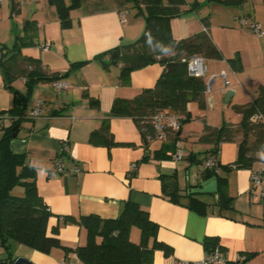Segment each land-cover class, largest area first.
I'll list each match as a JSON object with an SVG mask.
<instances>
[{
  "label": "crops",
  "instance_id": "1",
  "mask_svg": "<svg viewBox=\"0 0 264 264\" xmlns=\"http://www.w3.org/2000/svg\"><path fill=\"white\" fill-rule=\"evenodd\" d=\"M197 1L201 10L197 12L193 8L173 17L170 29L172 36L180 40L206 27L221 53L220 58L205 61L204 79L209 87L205 92V107H199L197 101L189 102L190 119L181 125L177 137L174 139L172 133L148 144L143 143L133 117L111 116L114 139L128 145L109 148L91 144L90 133L100 126L115 98H130L143 88L153 86L163 69L158 62L150 63L133 70L129 82L123 84L119 77L120 65L105 66L96 57L109 48L134 41L141 34L145 24L142 9L120 10L113 0H82L79 7L70 11L71 26L63 28L55 7L47 0H24L23 3L1 0L0 50L13 46L25 19H34L38 25L37 44L22 47V55L40 59L48 74L67 73L64 79L68 87L61 91L50 80L35 82L29 90L24 77L12 82L28 99L19 130L9 142L10 149L25 153L26 162L35 168L37 190L52 213L47 233L53 234L52 229L58 227L63 245L74 248L87 240L86 228L64 223L63 216L93 213L104 218L115 217L123 202L130 198L146 208L157 223V239L173 247L169 256L156 249L153 260L146 264H179L181 259L196 263L193 261L205 256L203 240L207 236L219 238L227 259H235L240 252H253L248 264H264V196L261 188L250 181L252 170L262 162H255L251 168L229 167L236 159L240 133L233 140L222 142L218 155V172L226 178L225 186L233 197L235 210L228 213L233 217L212 211L214 205L204 215L183 203L173 202L164 183L174 180L175 191L186 202L183 195L203 179L201 163L213 146L199 141L204 124L212 127L238 124L241 114L235 106L252 101L257 86L264 83V36L247 30L237 20L239 16H246L264 25V0H243L237 5ZM13 3L18 4V9L12 14ZM44 43L47 49H42ZM233 57L238 59L237 68L229 61ZM79 60L88 61L71 68L72 62ZM221 71L229 80L227 85ZM227 89H231V95L226 98ZM38 102L42 103L41 113L29 116ZM12 104L13 93L5 85L0 65V126L9 124L8 110ZM178 148L183 156L176 160L170 153ZM57 161L66 168L77 166L79 170L54 174ZM132 163H136L134 169ZM197 195L209 203L217 198L214 193ZM135 228L130 229V238L136 242L140 232ZM9 251L15 259L21 256L35 264H62L63 261L86 264L74 251L61 246L42 252L14 241ZM6 255L7 250L0 246V259Z\"/></svg>",
  "mask_w": 264,
  "mask_h": 264
},
{
  "label": "trees",
  "instance_id": "2",
  "mask_svg": "<svg viewBox=\"0 0 264 264\" xmlns=\"http://www.w3.org/2000/svg\"><path fill=\"white\" fill-rule=\"evenodd\" d=\"M47 1L55 7L63 28L71 26L70 11L79 7L82 2V0ZM208 1L224 5H237L243 2V0ZM113 2L120 10L129 7L142 9L145 18L144 28L134 41L109 48L96 57L105 66L119 64V77L123 84L129 82L133 70L150 63L158 62L163 69L153 86L143 88L130 98H115L100 126L90 133L89 142L109 148L128 145L114 139L109 122L111 116L128 115L134 118L143 143L148 144L154 136V130L151 125L143 122L145 117L158 110L169 109L179 115L182 125L190 119L187 109L189 102L197 101L201 108L206 105L207 83L204 77L189 73L187 67L189 57L199 54L205 60L217 59L221 57V53L207 30L180 40L172 36L170 20L193 9L187 0H113ZM17 5L13 3L12 14L17 12ZM37 37L36 20L25 19L22 31L15 36L13 46H4L0 50V65L5 75V85L13 93V104L8 110L10 122L0 126V246L7 250V255L0 259V264H14L15 258L9 251L10 244L14 241L42 252H49L52 248L61 246L67 251H74L86 264H146L153 260L156 249L162 250L165 256L171 255L173 247L157 239L158 225L150 218L148 210L130 198L123 202L115 217L104 218L93 213L63 216L64 223H75L86 228L87 240L84 244L74 248L63 245L58 237V227L52 229L53 234L47 233V223L52 213L37 190L35 168L26 162L25 153L13 152L9 146L13 138L12 127L21 122L28 99L26 94L20 93L12 86V82L18 77H24L29 90L35 82L54 81L64 78L67 74L57 72L48 74L40 59L22 55L21 48L37 44ZM87 61H74L71 68L82 66ZM229 61L233 67H238L236 57L229 58ZM96 103L97 100L95 105ZM235 109L241 114L238 124L212 127L205 123L199 141L212 143L209 154H214L222 142L231 141L240 133L236 159L229 167L251 168L257 161L264 162V83L257 86L256 96L252 101L237 105ZM176 132L172 134L174 139L177 137ZM145 157L143 156V159ZM212 175H216L218 179V191L214 193L217 198L214 202H206L197 194L183 195L186 202H182L181 195L176 191L168 194L169 199L183 203L189 209L204 215L209 212V206L214 205L212 211L233 217L228 214L235 208L233 197L225 186L226 178L218 171L203 170L204 178ZM16 187H21L17 193L14 192ZM163 188L164 192H167L166 187ZM132 227L138 228L140 232V238L136 242L130 238ZM203 247L206 253L215 248L225 250L217 236L205 237ZM239 254L244 258L228 259L224 264H248L254 256L253 252Z\"/></svg>",
  "mask_w": 264,
  "mask_h": 264
},
{
  "label": "built area",
  "instance_id": "3",
  "mask_svg": "<svg viewBox=\"0 0 264 264\" xmlns=\"http://www.w3.org/2000/svg\"><path fill=\"white\" fill-rule=\"evenodd\" d=\"M1 2V0H0ZM239 24L246 28L247 30L255 33L258 36H264V25L260 22L246 17V16H239L237 18ZM206 30V27L204 28ZM42 49H47L48 45L46 43L42 44ZM205 58L199 54H195L190 56L187 62V67L189 73L195 76H202L206 72V64ZM221 76L224 80V83L227 85L229 80L226 78L225 72L221 71ZM54 88L58 91L66 89L68 87V82L64 78H58L52 81ZM209 90V87H206V91ZM41 104L38 102L29 112V116L35 117L41 113ZM179 115L169 109H161L158 110L147 117L144 118L143 122L151 125L154 130V136L151 137V141L155 139H165L169 134L175 133L181 127V123L179 120ZM174 159H181L183 156L181 149H176L173 153H171ZM218 155L219 150L214 154L207 155L202 160V167L203 169H208L213 172L218 171ZM136 163H132L131 168L134 169ZM79 168L77 166H72L66 168L61 161H57L55 164L54 174L56 173H73L77 172ZM251 184L254 186H259L261 188V195L264 196V162L261 163V166L257 169H253L250 175ZM236 258L243 259L244 256L238 254ZM235 258V259H236ZM228 260L223 253L218 248H215L210 253H206L205 256L196 263H191L188 261H181L179 264H224ZM62 264H73L71 261H63Z\"/></svg>",
  "mask_w": 264,
  "mask_h": 264
},
{
  "label": "water",
  "instance_id": "4",
  "mask_svg": "<svg viewBox=\"0 0 264 264\" xmlns=\"http://www.w3.org/2000/svg\"><path fill=\"white\" fill-rule=\"evenodd\" d=\"M192 8L196 9L199 12L201 9L198 6V1L194 0L191 3ZM0 48L2 45L0 44ZM226 98L231 95V89H227L225 92ZM19 130V124H15L12 127V135L13 137L16 136ZM203 177V176H202ZM164 183L168 186L169 193L173 194L175 191V181L174 180H165ZM218 191V179L216 175H212L209 178H204L199 181L197 184H194L191 189L187 191L188 194H205V193H216ZM14 264H35L32 261L24 258V257H17L14 261Z\"/></svg>",
  "mask_w": 264,
  "mask_h": 264
},
{
  "label": "rangeland",
  "instance_id": "5",
  "mask_svg": "<svg viewBox=\"0 0 264 264\" xmlns=\"http://www.w3.org/2000/svg\"><path fill=\"white\" fill-rule=\"evenodd\" d=\"M19 2L20 3H23L24 2V0H19ZM182 145H183V147L184 146H186V144H185V142L182 140ZM21 190V187H16L15 189H14V192L15 193H17L18 191H20ZM136 229V231H137V228H135ZM181 260H183V261H185V259H181ZM189 262V261H188ZM193 262H197V260H194Z\"/></svg>",
  "mask_w": 264,
  "mask_h": 264
}]
</instances>
